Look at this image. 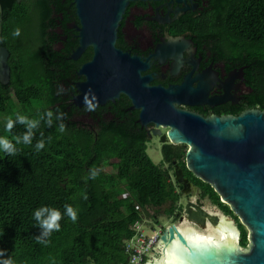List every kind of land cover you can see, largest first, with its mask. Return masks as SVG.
<instances>
[{"label":"trees","instance_id":"1","mask_svg":"<svg viewBox=\"0 0 264 264\" xmlns=\"http://www.w3.org/2000/svg\"><path fill=\"white\" fill-rule=\"evenodd\" d=\"M0 1V48L10 52L12 72L8 86L0 83V115L14 121L0 138L17 149L14 154L0 151V249L5 251L4 258H11L13 264L127 263L125 243L134 237L132 228L145 214L157 219L156 211L167 206L164 211L169 219L182 216L181 196L170 181V170L152 161L145 141L125 135L124 130L99 133L96 140L91 129L77 123L78 109L67 97L71 91L61 85L77 75H63V58L48 57L53 51L51 7L58 1V14L68 8L76 12L73 2ZM223 9L211 26L217 44L247 63H258L264 77V0H226ZM16 28L21 30L18 37L12 35ZM92 55L89 50L77 68ZM17 110L30 111V117H26L28 112L21 116L38 121L36 127L14 118ZM29 134L31 143L25 144L23 137ZM41 142L44 147L37 150ZM179 164L214 205L234 215L211 185L187 169L185 160ZM105 165L115 172H107ZM93 169L98 171L95 178ZM69 207L77 212L75 222L68 215ZM41 211L37 219L35 213ZM52 211L61 214L60 230L49 231L41 225ZM240 227L241 247L246 248L249 232L243 224Z\"/></svg>","mask_w":264,"mask_h":264},{"label":"water","instance_id":"2","mask_svg":"<svg viewBox=\"0 0 264 264\" xmlns=\"http://www.w3.org/2000/svg\"><path fill=\"white\" fill-rule=\"evenodd\" d=\"M15 1L21 3L23 0ZM73 1L79 21V46L71 59L78 61L87 50L94 51L93 59L79 71L86 80L78 85L80 94L75 104L86 106V93L96 106L116 101L121 94H126L134 107L142 110V115L159 120L158 125L170 129L167 137L173 144L189 146L188 170L216 190L222 202L231 206L233 214L251 234V250L246 253L239 240L237 244L231 240L214 244L184 235L176 225L170 226L161 237L166 248L156 264H264V112L256 110L237 118L205 119L179 108L181 103H191L182 99L184 87L159 88V97L150 94V90L149 94H143L136 88L142 82L141 68L135 58L117 49L116 42L120 21L129 5L149 0ZM10 57L8 49L1 47L0 83L4 86L11 83ZM159 135L162 132L158 130L155 136ZM175 181L187 196L183 189L188 180L183 171L177 169ZM224 219L232 228L233 219ZM224 219L188 202L180 221L213 233L211 229L218 230Z\"/></svg>","mask_w":264,"mask_h":264},{"label":"flooded vegetation","instance_id":"3","mask_svg":"<svg viewBox=\"0 0 264 264\" xmlns=\"http://www.w3.org/2000/svg\"><path fill=\"white\" fill-rule=\"evenodd\" d=\"M69 2L74 4L73 0H63L62 3L67 5ZM224 4L226 0L132 2L120 21L116 46L130 58H135L138 67L141 68L142 82H139L136 88L143 94H149L150 90V94L159 97V88L184 87L182 99L191 103H181L179 108L205 119L237 118L246 112L256 110L264 112V77L259 64L247 63L248 60L229 54L226 47L217 44V34L211 26L214 19L222 16ZM57 5L58 1L51 7L53 23L49 30V40L53 51L48 53V57L55 55L63 58L60 65L63 75L66 76L69 72L77 75L74 81L69 80L73 78H68L61 83L66 91H71L67 97L78 109L77 123L91 129L96 140L99 133L124 130L125 135L145 141L147 149L149 146L157 151L160 149L165 163L162 166L170 170V177L173 178V183L180 193V208L184 209L188 202L196 203L197 196L210 200L180 167L179 163L184 160L187 164L189 146L173 144L167 137L170 129L158 125L159 120L142 115V110L136 109L126 94H121L116 101L96 106L94 111H88L86 106L79 107L75 104V98L80 94L78 85L86 80L85 76L79 75V71L93 59L94 51L89 49L93 52L91 60L82 63L78 69V64L83 61L89 50L80 60L71 59L79 46L77 30L79 21L76 12L71 8H68L66 13L58 14ZM143 84L146 85L145 88ZM13 95L16 97L15 92ZM158 130L162 135L155 136ZM177 169L183 171L184 178L188 180L187 186L183 189L187 196L182 193L181 186L175 181ZM223 204L231 208L230 205ZM215 206L225 214L222 218L231 216L233 219L241 246L240 219L235 215H227L222 207ZM189 233L197 234L196 232L186 234Z\"/></svg>","mask_w":264,"mask_h":264},{"label":"rangeland","instance_id":"4","mask_svg":"<svg viewBox=\"0 0 264 264\" xmlns=\"http://www.w3.org/2000/svg\"><path fill=\"white\" fill-rule=\"evenodd\" d=\"M13 98L15 99V101L17 100L16 97L13 95ZM26 112H28L30 114V111H23V113L26 115ZM21 112L20 110H17L14 112V118H17L18 115L21 116ZM22 114V115H24ZM26 115V117H30V115ZM1 116H2V121L0 120V133H2L6 127V122H7V118L3 115H0V119H1ZM2 145H0L1 147ZM147 152L150 156V158L152 159V161L156 164V165H160L162 166L164 163V159H163V156H162V151L159 149V151H157L154 147L152 146H149L148 149H147ZM105 170L107 172H110V173H114L115 172V169L111 166V165H105ZM195 202L200 204L201 206H203L205 209L213 212V213H217L221 218L223 217V215H225L224 213H222L218 207H216L211 200H209L208 198H203V197H200V196H197L195 197ZM223 203V202H222ZM167 208V206H166ZM166 208H162L158 211H156V215H157V219L159 221H157L156 218H151L148 214H145L144 216V222L146 224V227H145V234L149 237H152L156 232H158L160 230V227L161 226H164V228H168L170 226H174L176 225L177 227H179V230H181L182 232H196L199 236H204L205 238H208V236H211V240H214V241H220V239L222 238L221 235H218V233L215 232V230L211 229L213 233L209 232V231H201L199 228H197L196 226L192 225V224H189L187 222H183L181 223L180 221V218L177 220L175 218H172V219H169L166 215H165V211ZM154 214V215H155ZM231 218V216H228ZM224 219V218H223ZM241 221V220H240ZM224 224H225V231L226 232H230L233 236H236V238L239 240V236H238V233H237V229H236V226L235 224L232 222V228L229 226L230 222H226L225 219H224ZM242 223V222H240ZM211 228V227H209ZM215 236H219V238H215ZM227 236V235H226ZM249 238V241H248V246L247 248L245 249H242L243 252H248L250 250V247H251V234L248 236ZM162 255V254H161ZM161 255H156V257L154 259H150L149 262L151 261V263H158L161 258L163 256Z\"/></svg>","mask_w":264,"mask_h":264},{"label":"clouds","instance_id":"5","mask_svg":"<svg viewBox=\"0 0 264 264\" xmlns=\"http://www.w3.org/2000/svg\"><path fill=\"white\" fill-rule=\"evenodd\" d=\"M12 35L14 37H18L21 35V30L20 28H16L13 32ZM84 103L86 105V109L88 111H94L96 105L92 103V101L89 99L88 94H85V100ZM48 116H51L52 113L50 111L47 112ZM17 120H19L22 123H26L28 125L29 128H34L36 127V125L38 124V121L35 120H28L26 117L24 116H17ZM14 125V121H12L11 119H8L6 122V129L10 130ZM60 131L63 132L64 131V126L61 125ZM19 140V138H17V141ZM23 140L25 142V144H30V134L29 135H25L23 137ZM0 145H2V150L4 153L6 154H14L16 153L17 149L13 146V144L6 138H0ZM44 144L41 142L40 144L37 145V150H39L40 148H43ZM98 175V171L96 169H93L92 172V176L93 178H95ZM43 211H47V209H44ZM68 215L72 218V220L75 222L77 219V212L73 210L72 207L68 208ZM43 215V212H36L35 216L37 219H39L41 216ZM61 219V214L58 211H52L51 214L48 216L47 219H44L41 221V225L43 227H45L47 230H52V229H57L60 230V226L57 223L59 220ZM47 234V233H46ZM38 243H43L41 240L37 239ZM5 257V251L0 249V264H13V261L11 260V258H4Z\"/></svg>","mask_w":264,"mask_h":264},{"label":"built area","instance_id":"6","mask_svg":"<svg viewBox=\"0 0 264 264\" xmlns=\"http://www.w3.org/2000/svg\"><path fill=\"white\" fill-rule=\"evenodd\" d=\"M170 181L174 182L173 178L170 177ZM145 227L144 220L133 226L134 237L127 240L124 247L128 256V261L124 264H146L149 263L150 259H154L157 254L161 255L163 253L165 246L161 237L165 230L164 226H161L160 230L152 237L145 234Z\"/></svg>","mask_w":264,"mask_h":264},{"label":"bare ground","instance_id":"7","mask_svg":"<svg viewBox=\"0 0 264 264\" xmlns=\"http://www.w3.org/2000/svg\"><path fill=\"white\" fill-rule=\"evenodd\" d=\"M224 229H225V224H223L218 230H215V232L218 233V235H221V237H222L220 239V241L211 240V236H208V238H205L204 236H199L198 234H193V233L186 234V232L184 234L181 230H180V232L182 234H184V235H187V236H190V237H195V238H200V239L206 240V241H208L210 243H214V244H216V242L224 243V242H227L228 240H231V242L237 244L238 239L236 238V236L232 237V235H230L231 233L230 232H226ZM165 248L166 247L163 248V253H164ZM163 253H162L161 256H163ZM154 264H156V263H154Z\"/></svg>","mask_w":264,"mask_h":264}]
</instances>
